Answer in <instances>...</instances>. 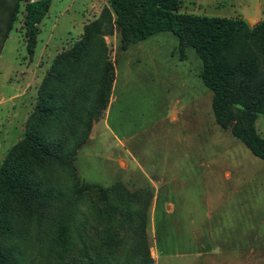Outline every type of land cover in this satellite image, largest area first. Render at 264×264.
I'll return each mask as SVG.
<instances>
[{
    "label": "rangeland",
    "instance_id": "374dc122",
    "mask_svg": "<svg viewBox=\"0 0 264 264\" xmlns=\"http://www.w3.org/2000/svg\"><path fill=\"white\" fill-rule=\"evenodd\" d=\"M256 2L182 0L180 11L224 17L245 6L254 12ZM108 7L107 0H52L30 58L21 6L0 54V169L29 133L42 97L50 94L48 80L58 56L72 49ZM105 31L115 82L107 110L94 120L89 140L71 160L76 181L102 189L122 185L130 194L148 198L133 210L145 206L153 264H264V160L230 129L217 125L213 94L201 78L196 51H181L170 32L124 49L116 26ZM255 126L264 138V116ZM48 172L54 187L58 179L65 189L73 188V178L60 166ZM117 202L122 215L118 230L127 233V224L120 225L129 210ZM80 207L90 215L93 207L104 210L107 202L89 193ZM33 244V260L47 264L51 242ZM121 244L124 261L128 234Z\"/></svg>",
    "mask_w": 264,
    "mask_h": 264
},
{
    "label": "trees",
    "instance_id": "16d2710c",
    "mask_svg": "<svg viewBox=\"0 0 264 264\" xmlns=\"http://www.w3.org/2000/svg\"><path fill=\"white\" fill-rule=\"evenodd\" d=\"M107 1L109 7L87 25L83 38L58 56L48 80L50 94L42 97L29 133L1 166L0 264H36L31 257L34 240L51 242L47 264H153L145 206L133 210L148 198L130 194L122 185H80L70 164L89 140L94 120L109 106L115 68L103 38L105 28L112 32L116 26L124 49L163 32L177 36L181 51L194 49L202 62L201 78L213 93L217 125L230 129L264 160V138L255 126L264 116V21L251 26L243 18L182 13V0ZM14 2L8 7L9 0H0V54L23 5L26 49L33 58L52 0ZM56 165L71 175L73 188L65 189L58 179L52 185L48 168ZM89 193L102 197L107 207H93L94 213L86 215L80 206ZM152 199L150 193V204ZM119 200L129 210L120 225L123 229L127 224V233L122 234ZM127 234L130 245L121 261V241Z\"/></svg>",
    "mask_w": 264,
    "mask_h": 264
},
{
    "label": "crops",
    "instance_id": "0c3cea01",
    "mask_svg": "<svg viewBox=\"0 0 264 264\" xmlns=\"http://www.w3.org/2000/svg\"><path fill=\"white\" fill-rule=\"evenodd\" d=\"M256 3L257 4L255 6L254 12H251L249 8L245 6V8H240L236 13L234 12L235 15H232V16L225 15L224 17L243 18L251 25L253 21H256L255 24H257L258 22H262L264 21V15H262V13H264V10H263L264 7H263L262 0H257Z\"/></svg>",
    "mask_w": 264,
    "mask_h": 264
}]
</instances>
